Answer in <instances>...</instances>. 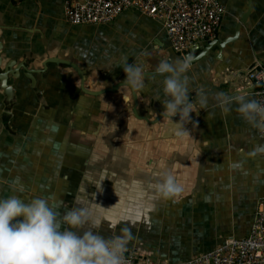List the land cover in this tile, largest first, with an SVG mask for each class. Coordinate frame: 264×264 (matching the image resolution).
I'll list each match as a JSON object with an SVG mask.
<instances>
[{
    "label": "crops",
    "instance_id": "crops-1",
    "mask_svg": "<svg viewBox=\"0 0 264 264\" xmlns=\"http://www.w3.org/2000/svg\"><path fill=\"white\" fill-rule=\"evenodd\" d=\"M64 1L0 0V72L7 64L12 71V99L0 87V198L51 197L61 212L94 206L100 219L86 227L105 238L128 227L127 248L157 259L184 260L247 235L264 196V157L247 156L264 143L260 131L235 106L201 108L193 92L198 126L175 136L162 115L163 77L153 75L161 60L185 57L171 49L161 21L128 8L109 23L71 25ZM220 2L215 37L183 53L190 87L255 99L248 69L264 62V0ZM124 60L143 67V90L121 87ZM240 160L243 169L234 170ZM164 170L183 185L180 195L155 192Z\"/></svg>",
    "mask_w": 264,
    "mask_h": 264
},
{
    "label": "clouds",
    "instance_id": "clouds-1",
    "mask_svg": "<svg viewBox=\"0 0 264 264\" xmlns=\"http://www.w3.org/2000/svg\"><path fill=\"white\" fill-rule=\"evenodd\" d=\"M121 68L125 73L121 87L133 92L145 88L146 73L140 64L124 60ZM190 69L188 58L166 59L158 63L153 75V79L163 77L162 115L174 125L175 136L189 135V124L198 126L192 119L194 105L190 93L193 92L201 108L207 109L214 104L223 113H231L235 106L247 125L264 132V104L245 94L216 92L213 95L202 88L192 89ZM247 156L264 157V143L255 144ZM244 164L245 161L240 160L231 167L242 170ZM154 190L162 198H173L184 188L170 171L164 170ZM18 191L22 188L14 185L13 192ZM61 208L62 203L51 197L26 201L13 194L0 198V264H127L124 254L133 239L130 228L124 227L119 234L105 238L86 227L96 225L100 219L98 208L83 204L63 212Z\"/></svg>",
    "mask_w": 264,
    "mask_h": 264
},
{
    "label": "built area",
    "instance_id": "built-area-1",
    "mask_svg": "<svg viewBox=\"0 0 264 264\" xmlns=\"http://www.w3.org/2000/svg\"><path fill=\"white\" fill-rule=\"evenodd\" d=\"M135 9L161 21L171 49L183 55L196 43L215 37L224 14L220 0H65V20L71 25H100L124 10ZM255 100L264 104V65L249 69ZM264 138V132H259ZM127 264H264V196L257 202L247 235L225 239L215 247L184 260L157 259L127 248Z\"/></svg>",
    "mask_w": 264,
    "mask_h": 264
},
{
    "label": "water",
    "instance_id": "water-1",
    "mask_svg": "<svg viewBox=\"0 0 264 264\" xmlns=\"http://www.w3.org/2000/svg\"><path fill=\"white\" fill-rule=\"evenodd\" d=\"M241 22H243V20H241ZM237 28H238V25H237ZM237 32V31H236ZM231 40H233V37H231V39H229L228 41H231ZM228 41H226V42H228ZM225 43V42H224ZM217 45L219 46V47H222L221 45H222V43L221 42H219V43H217ZM205 52V51H204ZM204 54V53H203ZM181 56H183V57H185V58H188V56L187 55H181ZM52 59V58H51ZM189 59V58H188ZM64 62H66L68 65H70L71 67H73L77 72H78V74L80 75V77H82V73L80 72V69L75 65V64H73L72 62H69V61H64ZM0 64H1V57H0ZM262 64L264 65V62H262ZM44 65H46V64H44ZM10 64H7L6 65V67H4V69H3V71H1L0 72V87H1V89L3 90V93H4V95L6 96V98L9 100V99H12L11 98V91H12V89L10 88V86H8V84H7V76H8V74H11L12 73V71H9V68H10ZM7 70V71H6ZM25 71H26V73H24L25 74V76L31 81V85H33V84H35V78H34V71H33V69H24ZM83 83V82H82ZM111 90H113V87H108V88H106V89H104L103 91L105 92V91H111ZM136 102V101H135ZM133 113H134V115L135 116H137V117H140V118H144V117H142V116H139L138 114H137V112H136V110H134L133 109Z\"/></svg>",
    "mask_w": 264,
    "mask_h": 264
},
{
    "label": "trees",
    "instance_id": "trees-1",
    "mask_svg": "<svg viewBox=\"0 0 264 264\" xmlns=\"http://www.w3.org/2000/svg\"><path fill=\"white\" fill-rule=\"evenodd\" d=\"M188 258V257H187ZM186 259V258H185ZM168 260H171V261H175V260H173V259H168Z\"/></svg>",
    "mask_w": 264,
    "mask_h": 264
}]
</instances>
